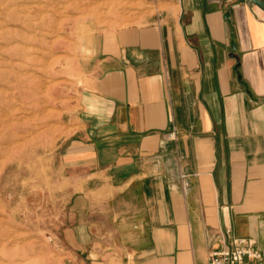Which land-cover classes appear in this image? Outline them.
Wrapping results in <instances>:
<instances>
[{
  "label": "crops",
  "instance_id": "obj_1",
  "mask_svg": "<svg viewBox=\"0 0 264 264\" xmlns=\"http://www.w3.org/2000/svg\"><path fill=\"white\" fill-rule=\"evenodd\" d=\"M147 2L86 47L77 129L53 155L69 244L94 264H208L229 231L264 264V9Z\"/></svg>",
  "mask_w": 264,
  "mask_h": 264
},
{
  "label": "rangeland",
  "instance_id": "obj_2",
  "mask_svg": "<svg viewBox=\"0 0 264 264\" xmlns=\"http://www.w3.org/2000/svg\"><path fill=\"white\" fill-rule=\"evenodd\" d=\"M147 7V0H0V264L100 262L69 244L68 198L53 155L77 129L90 38L141 23Z\"/></svg>",
  "mask_w": 264,
  "mask_h": 264
},
{
  "label": "built area",
  "instance_id": "obj_3",
  "mask_svg": "<svg viewBox=\"0 0 264 264\" xmlns=\"http://www.w3.org/2000/svg\"><path fill=\"white\" fill-rule=\"evenodd\" d=\"M173 136L174 133L169 137ZM222 242V247L211 251L208 264H250V260L262 257V253L255 250L248 240L236 237L229 231L222 237Z\"/></svg>",
  "mask_w": 264,
  "mask_h": 264
},
{
  "label": "water",
  "instance_id": "obj_4",
  "mask_svg": "<svg viewBox=\"0 0 264 264\" xmlns=\"http://www.w3.org/2000/svg\"><path fill=\"white\" fill-rule=\"evenodd\" d=\"M250 1L264 9V2L263 1H261V0H250Z\"/></svg>",
  "mask_w": 264,
  "mask_h": 264
},
{
  "label": "bare ground",
  "instance_id": "obj_5",
  "mask_svg": "<svg viewBox=\"0 0 264 264\" xmlns=\"http://www.w3.org/2000/svg\"><path fill=\"white\" fill-rule=\"evenodd\" d=\"M60 13V12H59ZM61 14V13H60ZM27 27H29V26H27Z\"/></svg>",
  "mask_w": 264,
  "mask_h": 264
}]
</instances>
